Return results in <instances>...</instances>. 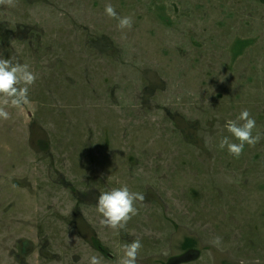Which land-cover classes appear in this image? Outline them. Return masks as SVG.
Wrapping results in <instances>:
<instances>
[{
  "label": "rangeland",
  "instance_id": "374dc122",
  "mask_svg": "<svg viewBox=\"0 0 264 264\" xmlns=\"http://www.w3.org/2000/svg\"><path fill=\"white\" fill-rule=\"evenodd\" d=\"M0 54L38 74L0 121V264H119L135 239L136 264H264V0H14ZM244 108L261 138L234 158ZM121 184L144 200L117 232L95 206Z\"/></svg>",
  "mask_w": 264,
  "mask_h": 264
},
{
  "label": "clouds",
  "instance_id": "9594fccd",
  "mask_svg": "<svg viewBox=\"0 0 264 264\" xmlns=\"http://www.w3.org/2000/svg\"><path fill=\"white\" fill-rule=\"evenodd\" d=\"M0 3L9 5L14 0H0ZM105 14L117 20L120 29H130L133 25L131 15L121 16L111 3H106ZM38 78V74L32 70L27 62L21 63L14 60L11 56L4 58L0 54V121L10 119L11 113L7 110L9 106L23 109L31 104L29 90ZM225 127L231 137L223 136L218 143L219 149H226L234 158H239L245 149V145L254 146L261 138L260 133L253 134L257 127L255 117L247 108L242 109L235 119H227ZM144 195L142 192L132 191L127 184H121L110 190L99 194L96 202V211L100 214V223L105 227L117 230L123 229L127 222L138 214L136 202H142ZM219 237L215 238L214 243H219ZM123 254L119 259V264H136L138 251L142 248L140 239H135L130 243L122 245ZM89 264H101V258L96 255L89 257ZM245 264V261H240ZM255 264H260L259 259Z\"/></svg>",
  "mask_w": 264,
  "mask_h": 264
}]
</instances>
